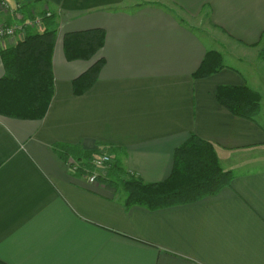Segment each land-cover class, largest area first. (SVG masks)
Wrapping results in <instances>:
<instances>
[{
    "label": "crops",
    "instance_id": "crops-1",
    "mask_svg": "<svg viewBox=\"0 0 264 264\" xmlns=\"http://www.w3.org/2000/svg\"><path fill=\"white\" fill-rule=\"evenodd\" d=\"M19 1L16 14L0 6V26L46 8L53 14L55 94L42 120L0 115V260L264 264V0ZM92 29L105 31L104 47L90 61H68L65 35ZM10 46L0 41V53ZM211 51L223 56L224 68L194 78ZM101 59L97 82L76 96L73 81ZM220 87L257 92L253 119L225 108ZM192 135L213 145L232 182L157 211L126 209L124 191L103 181L107 171L91 183L55 150L100 149L124 178L160 183Z\"/></svg>",
    "mask_w": 264,
    "mask_h": 264
},
{
    "label": "trees",
    "instance_id": "trees-1",
    "mask_svg": "<svg viewBox=\"0 0 264 264\" xmlns=\"http://www.w3.org/2000/svg\"><path fill=\"white\" fill-rule=\"evenodd\" d=\"M51 18L44 20L42 31L25 28L23 39L1 51L5 75L0 80V115L20 120L45 118L55 94L52 54L57 33ZM105 37L102 29L66 34L67 60H92L104 47ZM223 62L220 53L208 52L194 78L211 76L224 68ZM103 64L102 59L98 60L73 81L76 96L94 86ZM217 98L231 113L246 119L252 120L260 109V95L248 87H220ZM55 148L72 173L87 177L96 170L93 160L103 153L100 149L88 151L69 145ZM74 166H77L75 171ZM104 171L107 172L103 181L120 185L124 191L126 209L141 206L150 211L197 202L219 193L233 179L232 172L221 167L213 145L195 135L175 151L172 173L164 182L145 183L138 178H124L127 173L117 165L100 170L98 179ZM0 264L6 263L0 260Z\"/></svg>",
    "mask_w": 264,
    "mask_h": 264
},
{
    "label": "built area",
    "instance_id": "built-area-1",
    "mask_svg": "<svg viewBox=\"0 0 264 264\" xmlns=\"http://www.w3.org/2000/svg\"><path fill=\"white\" fill-rule=\"evenodd\" d=\"M15 1L17 2L16 8H12L7 0H0V6L7 14H16V10L21 7V4L19 0ZM52 15V12L46 8L43 15H36L31 20L22 22V24L16 22L14 25H1L0 41L5 42V40H9L11 41V46H14L19 40L23 39V32L25 28H31L35 31H40L44 27V20L51 18ZM92 163L96 170L88 174V178L92 183H94L98 180V176L100 175L99 171L107 168L110 169L113 165V160L108 154L102 153L97 158H95ZM73 170H77V166H74Z\"/></svg>",
    "mask_w": 264,
    "mask_h": 264
},
{
    "label": "rangeland",
    "instance_id": "rangeland-1",
    "mask_svg": "<svg viewBox=\"0 0 264 264\" xmlns=\"http://www.w3.org/2000/svg\"><path fill=\"white\" fill-rule=\"evenodd\" d=\"M222 167V166H221ZM225 171H228V170H225ZM125 178H127V177H125ZM92 183V182H91ZM95 183V182H94ZM118 187V189L120 190V191H122V188H121V186L120 185H118L117 186Z\"/></svg>",
    "mask_w": 264,
    "mask_h": 264
}]
</instances>
